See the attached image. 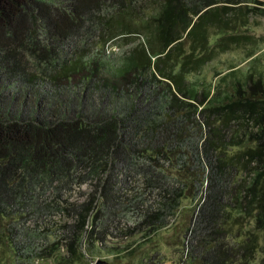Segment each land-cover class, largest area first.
<instances>
[{
  "label": "trees",
  "instance_id": "16d2710c",
  "mask_svg": "<svg viewBox=\"0 0 264 264\" xmlns=\"http://www.w3.org/2000/svg\"><path fill=\"white\" fill-rule=\"evenodd\" d=\"M153 2L156 12L139 24L134 21L145 15L147 0H0V246H13L12 210L24 206L34 185L43 182L45 189L60 193L73 181L88 179L94 180L93 188L70 207L76 217L66 226L65 253L57 263L83 260L80 239L86 228L89 244H107L115 183L128 180L126 168L117 181L112 174L105 176L118 162L140 172L144 187L153 186L160 197L159 207L143 211L120 241L109 242V255L130 256L165 226V212L178 206L188 183L197 181L198 172H190L187 160L205 157L215 160L209 176L217 183L199 223L216 225L223 180L228 168L239 163L253 174L242 186L239 204L253 210L260 235L250 231L245 241L229 245L213 229L200 240V255L191 263L251 264L258 252L264 264V77L249 72L242 80L239 64L231 65L220 78L222 92L204 78L192 79L219 54L251 41L252 36L235 29L240 23L235 21L246 23L252 13L264 17V0ZM227 28L234 30L226 33ZM143 29L149 31L148 40L132 47L117 67L105 65L100 54L86 60L92 44L104 46L115 35ZM213 35L217 38L211 43ZM23 51L51 66L56 81L84 77L90 86L95 80L88 73L105 71L95 83L126 100L96 114L85 98L66 108L43 99L19 101L8 94L7 84ZM259 53L249 49L244 61ZM235 118L253 131L231 133ZM196 133L199 138L193 137ZM176 163L169 176L167 169ZM138 257L137 264L152 262L143 250Z\"/></svg>",
  "mask_w": 264,
  "mask_h": 264
},
{
  "label": "rangeland",
  "instance_id": "374dc122",
  "mask_svg": "<svg viewBox=\"0 0 264 264\" xmlns=\"http://www.w3.org/2000/svg\"><path fill=\"white\" fill-rule=\"evenodd\" d=\"M146 4L145 15L141 14L134 21L135 23L143 24L149 21L148 18L156 12L157 6L153 0H147ZM251 5L260 6L257 3ZM235 22H240L235 26V29L252 36L251 41L241 46H233L230 50L219 54L208 62L195 76L191 75L192 79L204 78L206 82L215 84V88H220V92L223 91L220 86V78L231 65L239 64L237 75L242 80L249 72H260L264 77V17L252 13L246 23L239 20ZM223 30L228 33L234 29ZM148 37L149 31L144 29L140 33H132L127 37L115 35L104 46L101 42L92 44L86 60L90 61L100 54V60L105 65L115 68L122 60L123 55L136 44L146 42ZM216 38L217 36L213 35L210 38L211 43H214ZM91 39L92 42L97 40L96 34ZM249 49H258L260 53L254 60L244 61ZM14 70L11 75L8 74L10 77L7 90L10 96L16 95L19 101L26 99L28 103H32L35 100L43 99L48 105L60 104L62 108H66L85 98L92 112L96 114L100 109H110L113 105L117 106L126 100L125 96L120 97L112 91L107 93V88L100 83H95L99 77L107 75L105 71L99 75L87 72L95 80L90 86H86L87 81L84 77L81 80L79 78H64L56 81L52 77L54 75L51 73L52 67L44 61L35 60L26 51L21 52L20 63ZM219 71L221 72L216 74ZM231 124V133L242 129L245 135H249L253 131V128L246 126L240 118H235ZM199 136L196 133L193 137L199 138ZM187 162L191 173L197 170V181L188 183L184 188V196L178 200V206L171 212H165V226L155 235L149 237V241L147 239L141 242V246L135 247V249L137 248L136 253L126 257L109 255V242L117 241L118 238L120 241L121 237L125 236L124 233L127 229L137 223L143 211L146 209L155 210L159 207L160 197L156 194L157 189L153 186L144 187L142 174L132 170V167H124L117 162L109 168L105 176L112 174L116 181L126 174L125 168L128 172L126 182L115 183L114 192L117 201L115 200V203L111 204L107 212L109 217L114 216L109 228V242L107 244L98 242L89 244L86 234L88 229L86 228L80 239V249L84 252L83 260L76 264H93L99 258L107 260L106 264H137L140 250L151 256V264H192L191 257L194 256L195 261L200 255L202 249L200 240L208 238L213 229L218 232L216 237L222 238L226 242L225 244L229 245H237L245 241L250 231L260 235V231L255 228L253 210L247 208L246 204L245 208L239 204L243 195L242 186L245 181L251 180L253 174H250V171L252 170L244 169L239 163L235 164V167L228 168L229 175L226 172L224 184L222 183L224 194L220 201L222 206L219 207L216 225L207 226L205 221L199 223V219L200 214L204 213L202 207L205 206V203H209L206 202L209 193L216 190V178L213 174L214 177L209 176L215 160H208L204 157L200 162L195 158H190ZM176 166L177 163L167 169L169 176L171 173H175ZM179 181L183 183L185 180L182 178ZM168 182H170L169 186L176 187V181L173 179H168ZM93 184V179H88L83 184H79L75 180L62 188L60 193H56L53 187L45 189L43 182L34 185L35 189L29 194L30 198H26L24 206L14 207L12 210L11 215L14 218L9 221V229H11L10 233L14 234L13 246H0V264H58L57 257L60 256V253H65L66 226L70 225L76 217L70 207L81 201L85 194L91 191ZM99 201H101L100 197ZM188 226L193 229L194 234L190 229L186 231ZM138 237L139 235L135 236V238ZM255 256L256 258L251 264H259V253L257 252Z\"/></svg>",
  "mask_w": 264,
  "mask_h": 264
},
{
  "label": "water",
  "instance_id": "95a60500",
  "mask_svg": "<svg viewBox=\"0 0 264 264\" xmlns=\"http://www.w3.org/2000/svg\"><path fill=\"white\" fill-rule=\"evenodd\" d=\"M107 262H108L107 260L99 258V259H96L93 262V264H106Z\"/></svg>",
  "mask_w": 264,
  "mask_h": 264
},
{
  "label": "built area",
  "instance_id": "2783aa9c",
  "mask_svg": "<svg viewBox=\"0 0 264 264\" xmlns=\"http://www.w3.org/2000/svg\"><path fill=\"white\" fill-rule=\"evenodd\" d=\"M107 52H109V50H107Z\"/></svg>",
  "mask_w": 264,
  "mask_h": 264
}]
</instances>
